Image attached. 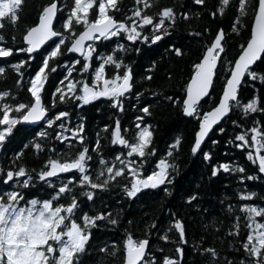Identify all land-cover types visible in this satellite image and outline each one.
I'll use <instances>...</instances> for the list:
<instances>
[{
    "label": "trees",
    "instance_id": "16d2710c",
    "mask_svg": "<svg viewBox=\"0 0 264 264\" xmlns=\"http://www.w3.org/2000/svg\"><path fill=\"white\" fill-rule=\"evenodd\" d=\"M0 206L34 202L59 211L57 231L77 227L85 237L66 264H124L129 246L148 240L142 264H264V229L251 238L252 222L264 226V173L254 160L264 150V54L238 90L229 115L202 151L191 148L199 122L221 96L234 62L250 37L258 0H112L107 16L124 24L88 45L83 57L68 46L99 22L107 0H1ZM57 2L56 40L27 55L23 38L45 7ZM221 56L208 98L193 116L183 114L186 87L218 31ZM47 116L38 127L18 124L37 97ZM131 74L123 97L81 99L102 76ZM53 163L72 168L50 173ZM165 164L157 185L135 188ZM59 244H43L47 264H58ZM6 264L5 254L1 257ZM62 264V263H59Z\"/></svg>",
    "mask_w": 264,
    "mask_h": 264
},
{
    "label": "water",
    "instance_id": "95a60500",
    "mask_svg": "<svg viewBox=\"0 0 264 264\" xmlns=\"http://www.w3.org/2000/svg\"><path fill=\"white\" fill-rule=\"evenodd\" d=\"M57 2L45 7L39 17L38 23L30 28L23 38L27 47V55L32 56L39 52L47 43L55 41L58 33L54 24L58 15ZM120 27L125 30L124 24L117 23L108 16L105 20L94 22L86 26L68 46V53L83 57L87 46L96 39H104ZM224 34L220 30L212 44L202 56L194 74L192 75L185 91L183 100V114L185 117L193 116L195 108L210 95L215 79V72L221 56V45ZM264 54V0H258V6L252 21L249 40L233 64L229 77L222 90L216 106L204 113L199 122L198 130L191 148L193 154H199L210 138L213 131L219 127L229 115L230 104L238 99V90L242 85L248 71L254 68ZM132 90L131 74H128L114 88L106 92H94L87 96L85 101L93 98L114 96L117 99L125 96ZM47 116L41 97L34 99L30 108L19 120L20 126L38 127ZM148 240H141L135 246L127 247L124 264H142L148 251Z\"/></svg>",
    "mask_w": 264,
    "mask_h": 264
},
{
    "label": "rangeland",
    "instance_id": "374dc122",
    "mask_svg": "<svg viewBox=\"0 0 264 264\" xmlns=\"http://www.w3.org/2000/svg\"><path fill=\"white\" fill-rule=\"evenodd\" d=\"M110 1L112 0H107V2L105 1L99 6V22L108 17L107 8ZM89 6V1L79 0L73 12L80 14L78 18H82L83 14L87 13ZM9 7L8 1L4 2L0 0V15L2 9L7 10ZM55 43V47H57L61 43V40H56ZM96 78L100 79V83L95 81L96 89L90 85L84 86L81 99L86 98L94 92H106L121 82V80H106L99 75H96ZM42 83L43 76L40 69L32 81V91L36 97ZM1 122L4 128L0 129V141L17 121L15 118L9 117V113L7 112ZM254 153V160L264 173V150L256 145ZM72 167L73 164L53 163L50 173H57ZM165 169V164L159 163L157 171L149 176L143 179L135 177V188L139 189L161 183L164 178ZM59 223V211L52 209L48 203L37 204L32 202L23 209H18L15 207V204L10 205L9 203L0 206V264H3L1 257L4 254L6 256V264H47L46 255L42 247L50 238H54L60 246V257H58L56 263L66 264L73 252L80 249L86 239L75 226H71L65 232H58ZM251 229V238L260 239L264 226L260 222H252Z\"/></svg>",
    "mask_w": 264,
    "mask_h": 264
},
{
    "label": "flooded vegetation",
    "instance_id": "af4514ba",
    "mask_svg": "<svg viewBox=\"0 0 264 264\" xmlns=\"http://www.w3.org/2000/svg\"><path fill=\"white\" fill-rule=\"evenodd\" d=\"M118 29H120V27H118L115 31H117ZM115 31H113V32H115ZM88 48V47H87Z\"/></svg>",
    "mask_w": 264,
    "mask_h": 264
}]
</instances>
